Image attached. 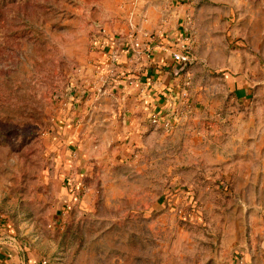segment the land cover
<instances>
[{"label": "rangeland", "instance_id": "374dc122", "mask_svg": "<svg viewBox=\"0 0 264 264\" xmlns=\"http://www.w3.org/2000/svg\"><path fill=\"white\" fill-rule=\"evenodd\" d=\"M212 2L0 0V228L21 259L264 264V11ZM125 39L169 58L168 131L141 70H104Z\"/></svg>", "mask_w": 264, "mask_h": 264}, {"label": "crops", "instance_id": "0c3cea01", "mask_svg": "<svg viewBox=\"0 0 264 264\" xmlns=\"http://www.w3.org/2000/svg\"><path fill=\"white\" fill-rule=\"evenodd\" d=\"M209 1H213V7L217 6L216 2H219L217 8H219L220 13H222L223 16L226 17H232L234 13H242L244 11H247L248 13L264 11V8L260 7L259 0ZM263 3L261 6H263ZM156 39L160 40L162 39V36H159ZM147 47V53H149V55H147V53H144L141 47H134L133 41L131 42L129 39H125V42H118L115 44L109 42L104 49V70L112 69L113 71L115 70L120 72L123 67L125 69H128V65L132 64V66L135 67V71L141 70V74L144 77V82L143 85L140 86L142 94L139 95V98L145 99L146 101L152 100V103H154L155 106L152 110L149 111L151 113L150 116L152 114L164 115L169 110L175 109V107L178 105L176 92L178 89L177 87H179V82H176V80H173L171 82L164 81V78L169 71L162 67H165L168 64L166 60H168L169 58H166L167 54L160 50V48H162V45L157 46L156 44H147ZM173 49L174 45L171 47L170 52ZM114 50H116L117 52V57L115 58V60H112L109 56L110 51ZM167 53L168 56L170 55V58L172 59L171 53ZM172 62L174 64H180V62L174 61L173 59ZM130 82L133 81L131 80ZM170 90H173L174 93L173 91L169 92ZM234 94L236 98H239L240 101L249 100L251 96L250 90L240 85L235 86ZM10 236L11 234H9L8 232H2L0 228V264H35L31 259L27 261L24 260V258L21 259L19 252L14 247L15 245L9 240Z\"/></svg>", "mask_w": 264, "mask_h": 264}, {"label": "built area", "instance_id": "2783aa9c", "mask_svg": "<svg viewBox=\"0 0 264 264\" xmlns=\"http://www.w3.org/2000/svg\"><path fill=\"white\" fill-rule=\"evenodd\" d=\"M189 23V22H187ZM184 31V36L174 45V49L170 52L171 53V57L174 61L177 62H188L190 60V54L186 51L188 49V45L186 43H191L192 42V36L190 32H187L186 29L183 30ZM134 47L139 48L141 47L144 53H147L148 47L147 45H142L140 42L138 41H134L133 43ZM147 55H149V53H147ZM117 57V52L116 50L114 51H110V58L112 60H115V58ZM168 119V120H167ZM175 119V115L174 113H170L168 114V117L164 120H161L160 116L158 114H152L150 116V122L152 124H157L159 125V123L162 125V127L168 131L171 127H172V120ZM9 240L11 242H15V238L10 236ZM40 264H47V260L46 259H42L40 261Z\"/></svg>", "mask_w": 264, "mask_h": 264}]
</instances>
